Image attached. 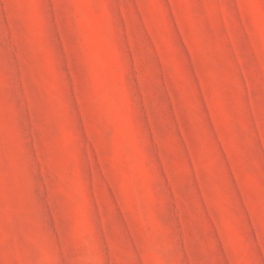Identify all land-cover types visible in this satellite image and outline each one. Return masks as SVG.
Wrapping results in <instances>:
<instances>
[{
    "label": "rangeland",
    "instance_id": "obj_1",
    "mask_svg": "<svg viewBox=\"0 0 264 264\" xmlns=\"http://www.w3.org/2000/svg\"><path fill=\"white\" fill-rule=\"evenodd\" d=\"M0 264H264V0H0Z\"/></svg>",
    "mask_w": 264,
    "mask_h": 264
}]
</instances>
